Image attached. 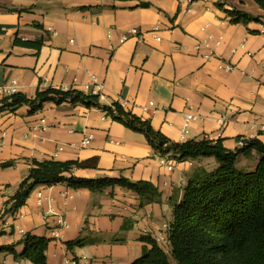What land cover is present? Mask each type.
Returning a JSON list of instances; mask_svg holds the SVG:
<instances>
[{
    "label": "crops",
    "instance_id": "0c3cea01",
    "mask_svg": "<svg viewBox=\"0 0 264 264\" xmlns=\"http://www.w3.org/2000/svg\"><path fill=\"white\" fill-rule=\"evenodd\" d=\"M219 1L261 22L232 24ZM134 28L142 37L122 44ZM204 42L216 58L206 61L202 56L210 51H196ZM222 63L237 69L225 72ZM95 78L108 103L122 101L173 142H184L190 112L198 119L185 141L222 140L233 151L241 147L239 139L264 143V10L254 0H0V87L16 81L28 98L50 87L90 95ZM30 110L0 114V165L15 162L0 167V216L33 160L91 161L94 167L73 174L147 181L162 194L160 203L141 207L136 193L121 188L100 194L67 185L36 188L17 217L0 221V247L18 245L21 253L27 234L47 238L48 264H132L150 249L140 241L147 235L167 246L173 205L188 178L200 167L215 166L213 160L161 158L144 135L100 110L67 103H48L34 115ZM88 138L91 144L84 146ZM58 217L69 227L56 235ZM79 240L86 245L68 248ZM0 264L32 263L1 254Z\"/></svg>",
    "mask_w": 264,
    "mask_h": 264
},
{
    "label": "trees",
    "instance_id": "16d2710c",
    "mask_svg": "<svg viewBox=\"0 0 264 264\" xmlns=\"http://www.w3.org/2000/svg\"><path fill=\"white\" fill-rule=\"evenodd\" d=\"M254 1L264 10V0ZM149 6L142 4V7ZM218 7L226 12L232 24L248 26L252 22H261L260 17L245 11L226 10L221 1ZM48 103L100 110L114 122L144 135L161 158L178 163L215 161L214 167H200L188 178L181 201L173 205L167 246L160 245L150 235L142 236L140 241L150 249L145 248L143 256L132 264H264V143L261 140L244 139L243 146L234 151L226 148L222 140L173 142L156 131L150 121L134 114L122 101L103 102L99 95H88L75 89L50 87L39 90L34 98L19 93L2 101L0 114L28 106L30 114L34 115ZM253 154L258 159L255 170L249 172L239 168L240 159ZM14 166L15 162L0 165L3 169ZM94 166L91 161L33 160L28 176L21 182L17 193L6 202L0 221L7 215L15 217L31 193L40 186L67 185L93 194L121 188L136 193L141 199V207L161 202L162 194L151 182H133L125 177L84 179L73 174L75 170ZM4 233L0 229V237ZM20 245L24 247L21 253L17 252L18 245H12L0 247V255L10 254L32 264H48L49 239L27 234ZM85 245L84 240L67 244L69 249Z\"/></svg>",
    "mask_w": 264,
    "mask_h": 264
},
{
    "label": "built area",
    "instance_id": "2783aa9c",
    "mask_svg": "<svg viewBox=\"0 0 264 264\" xmlns=\"http://www.w3.org/2000/svg\"><path fill=\"white\" fill-rule=\"evenodd\" d=\"M142 35L143 34H142V32L139 29H137V28L131 29L128 32V34L125 35L122 38L121 43L123 44L124 42H126L131 37L141 38ZM211 40H212V38L210 39V41ZM220 43H221V40L216 42L217 45H219ZM204 48H206V49H208L210 51L208 54H205V55L202 56L204 60L210 61V60L216 58V53L211 50L209 42L199 43L196 46V51L198 53H201ZM242 48H244V46H242ZM221 69L224 70L225 72H234L237 69V67L235 65H232V64H229V63H222L221 64ZM94 83L97 85V88H94L93 90H91L90 95H94V96H98L99 95L101 97V100L103 102H106V98L101 94L100 84L98 83V80L96 78L94 79ZM16 94H19L18 82H16V81H13V82H11L10 84H8L6 86L0 87V99L2 101L5 100V99L12 98ZM150 106H154V104L150 103ZM197 119H198V117L193 115L190 112L186 114L184 129L182 131V140L184 142H187V141H185V137H186V134L188 132L190 124L192 122L196 121ZM45 123H46V121L42 120V124L44 125L43 126V130H46V128H47ZM91 139L92 138L86 139L84 141V146H89L91 144ZM243 140L244 139H241L239 141L240 142V146H243ZM62 150H63V148L60 147L59 148V152L62 151ZM38 196H39V206L41 207L42 206V202H43V195H42V193H39ZM47 215H54V214H53V212H49V213H47ZM15 216L17 217L18 214H16ZM57 224H58V228H57V231H56V235L58 234V232L60 230H63L65 228L69 227L67 221L64 218H62V217H58L57 218Z\"/></svg>",
    "mask_w": 264,
    "mask_h": 264
},
{
    "label": "rangeland",
    "instance_id": "374dc122",
    "mask_svg": "<svg viewBox=\"0 0 264 264\" xmlns=\"http://www.w3.org/2000/svg\"><path fill=\"white\" fill-rule=\"evenodd\" d=\"M212 162H214V164H216L214 160ZM257 163H258L257 157L255 155L254 156L252 155L248 158L240 159L239 168L250 172V171L255 170V168L257 167ZM208 167L211 168L212 164H211V166L208 165ZM161 244L165 247L163 242H161Z\"/></svg>",
    "mask_w": 264,
    "mask_h": 264
}]
</instances>
